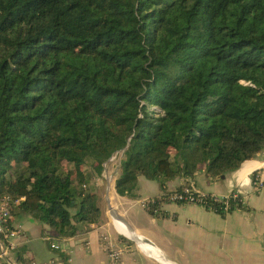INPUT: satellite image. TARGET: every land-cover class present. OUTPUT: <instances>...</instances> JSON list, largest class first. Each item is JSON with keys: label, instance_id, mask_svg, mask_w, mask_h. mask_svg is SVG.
Segmentation results:
<instances>
[{"label": "trees", "instance_id": "16d2710c", "mask_svg": "<svg viewBox=\"0 0 264 264\" xmlns=\"http://www.w3.org/2000/svg\"><path fill=\"white\" fill-rule=\"evenodd\" d=\"M263 149L264 0H0V198H22L12 219L58 239L88 231L100 218L91 182L113 155L122 195L139 174L161 188L201 166L216 179ZM169 193L145 210L163 215Z\"/></svg>", "mask_w": 264, "mask_h": 264}, {"label": "crops", "instance_id": "0c3cea01", "mask_svg": "<svg viewBox=\"0 0 264 264\" xmlns=\"http://www.w3.org/2000/svg\"><path fill=\"white\" fill-rule=\"evenodd\" d=\"M112 164L107 161L91 182L99 202L106 203L99 206L97 223L88 231L58 239L54 230L30 216L13 215V224L24 234L0 239V264H20L15 255L20 249L38 262L60 257L69 264H105L108 241L103 237L119 248L121 264H264V191H255L252 179L254 171L264 173V149L223 178H210L203 166L162 188L140 176L134 191L122 195L115 189L119 162ZM185 181L199 192L218 196L235 190L243 207L221 215L194 204L163 201V215L152 216L145 210L143 200L172 192ZM46 237L57 241V253Z\"/></svg>", "mask_w": 264, "mask_h": 264}, {"label": "built area", "instance_id": "2783aa9c", "mask_svg": "<svg viewBox=\"0 0 264 264\" xmlns=\"http://www.w3.org/2000/svg\"><path fill=\"white\" fill-rule=\"evenodd\" d=\"M115 156L117 155L111 156L108 161H112ZM253 186L255 191H264V173L256 174L255 179L253 180ZM230 198H237L238 202L243 205V201L239 193L235 190L229 194L218 196L216 194L199 192L192 185L188 184L179 191L170 192L166 196L165 201L179 204H194L216 213H218V208L214 207L211 202H208V200L222 201L224 205L220 208V210L224 213H228ZM20 200H22V198L12 199L9 196H3L0 198V239L3 241H9L13 238L21 237L24 234L20 226L13 224L11 215L12 208L17 205ZM142 204L144 207V205L148 204V200H143ZM234 209L240 208L236 206ZM103 238L105 241H108L106 250L109 257V264H121L119 259V248H117L111 240H106L105 237ZM46 239L50 242L53 249L59 248L57 241L52 240L50 237H46ZM30 264H34V261L32 260Z\"/></svg>", "mask_w": 264, "mask_h": 264}, {"label": "rangeland", "instance_id": "374dc122", "mask_svg": "<svg viewBox=\"0 0 264 264\" xmlns=\"http://www.w3.org/2000/svg\"><path fill=\"white\" fill-rule=\"evenodd\" d=\"M120 157H121V155L115 156V158L111 161V162H113L112 166L118 164ZM138 176L140 177V174H139ZM139 177H138V179H139ZM143 177H144V176H143ZM145 178H146V177H145ZM138 179H136V180L134 181V183H133V190L130 191V194L134 191V189H135V187H136V186H134V185L137 184ZM146 179H147V178H146ZM97 205H98V207H99V206H102V205H105V207H106V203H105V201L103 202V204H102L101 202H99V198H98V196H97ZM51 239H52V238H51ZM49 243H50V242H49ZM54 251H56V253H57V249H55ZM4 260H5V259H4ZM67 262H68V260H67V261H63V260L59 257V258H54V259L49 260V261H47V260H46V261H42V262L34 261V264H67ZM68 264H69V262H68ZM71 264H76V263L74 262V263H71ZM105 264H109V261L106 262Z\"/></svg>", "mask_w": 264, "mask_h": 264}, {"label": "water", "instance_id": "95a60500", "mask_svg": "<svg viewBox=\"0 0 264 264\" xmlns=\"http://www.w3.org/2000/svg\"><path fill=\"white\" fill-rule=\"evenodd\" d=\"M221 177L223 178V175Z\"/></svg>", "mask_w": 264, "mask_h": 264}]
</instances>
